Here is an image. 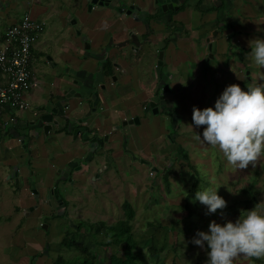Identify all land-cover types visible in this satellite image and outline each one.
<instances>
[{
	"label": "rangeland",
	"instance_id": "rangeland-1",
	"mask_svg": "<svg viewBox=\"0 0 264 264\" xmlns=\"http://www.w3.org/2000/svg\"><path fill=\"white\" fill-rule=\"evenodd\" d=\"M28 1L32 0H9L0 3V32L7 29L8 26L10 27L11 21L21 18L27 12L28 6L30 7L26 4ZM88 1L87 4L83 0H40L39 4L36 3V5L48 9V12L40 17V20L46 24L45 34L40 40L52 39L53 42L66 41L74 44L75 38L82 41V37L91 36V32L89 33L79 25H70V29H67L69 25L64 23L68 16H73L77 10L87 15L92 5V0ZM110 1L114 7L122 6V3H125L122 0ZM207 6L205 5V7ZM233 6L237 10L239 9L238 5ZM94 7V11L107 8L99 4ZM232 9L230 8V14L236 15V11H232ZM223 13L225 11L220 13L219 21L225 23ZM254 14L256 16H253L254 18L249 22L241 21L242 14L241 17L231 18L235 21V26L229 27L226 22L217 31L216 20L208 18L207 22H197L196 24L193 22L194 16H191V13L187 11L184 16H180V20L187 24L186 30L189 29L188 20L191 19L190 28L192 25H201L205 28L206 35L198 36L193 30L191 33H187L181 27L177 33L169 35V29L164 31L160 29L159 33L163 35L159 37L161 39L159 41H162V37L165 35L167 42L152 45L150 54H146L149 48L148 44H144L146 48L141 50V55L132 56V60L128 58L125 61L121 60L128 68L136 67L139 62L138 73L143 78L142 84L146 83L147 79L151 82V86H154L160 77L155 66L158 63L156 50H159L160 53L163 52L167 64L162 67L160 75L164 78L165 71H167L172 76V79H168L167 86L175 92L170 97L175 106L163 109L166 112L161 115L154 111L146 113L147 102L140 104L130 96L127 98L128 103L126 104L125 101L123 103L121 100L119 101L115 108L118 112L116 121L120 122L124 117L127 118H125L126 120L139 118L140 124L135 123V125L123 127L122 121L117 128L122 130L126 128V133L124 134L116 128L114 129L115 134L111 137L112 142L105 141L106 147L110 146L111 148L105 151L108 156L118 153L117 158L107 161L110 162L108 169L102 173V177H104L107 170L112 168V175L117 183L116 195L106 188L104 193L107 197L103 199L100 190L90 185L87 192L75 189L72 194L73 199H66L63 186L66 182L64 177L69 170H65L64 177L62 180L60 179V184L54 191L58 195V199L27 200L31 206L30 210L36 209L37 213L34 212V219L32 216L17 215L22 214V209H25L19 206L20 201L17 196L22 189L19 188L17 182L3 181V175H1V191L8 188L4 192L8 194V197L12 195V199H5L7 207L0 214L1 223L4 224L8 220H12L10 226L13 224L14 234L19 231L18 226L21 224L23 230L20 231L18 238L24 244L17 242V250L12 252L10 248L6 249V246H2L0 264H30L32 257H36L35 263L37 264H53L59 254L72 256L74 250H67L60 246L66 234L68 232L74 234L81 223L94 225L108 223L111 225L125 219L124 204L126 201L132 205L136 214L132 226L135 237L140 242L137 251L142 254L138 264H206V250L191 243L196 233L198 231L207 232L213 220L219 224H224L227 221L235 222L241 216L242 210H254L257 204L264 201V160L255 167L249 165L247 169L243 170L227 165L218 149L202 144L196 139V134L202 138L204 126L196 127L192 120L193 107H198L201 110L208 107L214 108L217 99L230 85L239 84L245 91L254 85H264V69L256 67L249 54L251 52L249 41L264 39V17L258 15V12ZM114 15L118 18L121 13L118 12ZM197 18L203 20V18ZM213 29L218 33L217 39L211 41L210 44L205 43L207 34ZM93 31L96 35L97 30ZM189 36L192 38L186 39ZM181 40H184L183 43L177 42ZM238 42L243 45L241 48L238 47ZM166 44L165 52L163 47ZM105 46L108 44L104 42ZM67 48L68 45H62L60 47L62 51L57 50V54L54 51L47 52L48 55L51 54L54 58L59 59H57L58 67L54 69L58 74L56 76L61 73L67 76V71L72 72V67L79 66L93 72V61L84 64V60L80 58L78 64H75L62 60ZM94 50L96 51V49ZM93 54L97 58L101 55L100 53ZM71 55L75 54L71 53ZM128 55H130L129 52ZM210 55H214V59L210 58ZM148 58H150L149 62ZM114 60L118 59L114 58ZM36 62H39L35 68L40 78L54 75L50 64L46 65V57L40 60L36 58ZM149 87L141 89L145 91ZM78 88L81 89V85ZM158 90L160 91L161 88L159 87ZM102 94L104 93L102 92ZM146 98L149 99V96ZM85 106H79L78 109H71V106L64 109L61 106L60 111L64 109L66 115L69 114L74 118L76 114L81 113ZM108 116L110 115L108 114ZM22 118V115H19V119ZM189 125L193 128L188 127ZM67 130L70 132V129ZM39 132L42 130L39 129ZM56 132L61 131L55 127L52 133ZM5 133L8 136H5ZM11 136L14 137L9 134V131L0 132V138L9 140ZM83 164H85L84 161ZM169 166L172 170L168 179L167 174L163 176V172ZM7 170L3 169L4 172ZM179 174L181 178H178ZM99 185L103 187L104 183L99 182ZM9 188H14L17 194ZM193 188L196 192L207 188L218 190V195L225 199L227 207L218 210L215 214H206V206L195 201L194 193L191 191ZM189 192L191 198H188ZM18 206L21 210L20 213L15 212ZM221 213H223V217ZM77 235L79 243L89 248L100 264H110L109 258L112 255L124 258L125 244L120 246L107 244L109 239L106 238L104 232L93 237L84 226L81 233ZM151 248L160 251V253L154 256ZM14 255H18V257L12 258ZM260 261L258 264H264V259H260ZM236 264L257 263L256 259H240Z\"/></svg>",
	"mask_w": 264,
	"mask_h": 264
},
{
	"label": "crops",
	"instance_id": "crops-1",
	"mask_svg": "<svg viewBox=\"0 0 264 264\" xmlns=\"http://www.w3.org/2000/svg\"><path fill=\"white\" fill-rule=\"evenodd\" d=\"M0 1H1L0 3L2 4L3 2L9 0H0ZM83 1L85 4L89 2L88 0H83ZM122 1L127 2L128 4L141 6L143 9H147V10H152L153 7H155L154 0H122ZM39 2L40 0L28 1L26 4L30 5V7L28 6V10L26 11L31 13L32 17L36 18L38 21H43L40 20V17L43 16L45 13H47L48 9L43 6L36 5V3L39 4ZM205 5H208L207 1L203 3V8H205ZM76 7H78L77 4ZM102 7H107V8H100L101 11L100 10L94 11L95 7H92L90 8L87 15L77 10V13L74 14L75 16L69 15L68 19H66V21L64 22L65 24L69 25L67 29H70V25L72 26L79 25L89 33L91 32V36H88L89 38L82 37V41L77 38L74 39L75 40L74 44H70L69 42L66 41L53 42L52 39H48V40L46 39L42 41L40 39L45 34L46 29L44 30V32L39 37L38 44L36 45V49L34 50L33 70H34V76H36L38 80V86L30 91V98L33 103L34 111L32 110L27 113L21 114L23 118L19 119L20 121L19 126L15 128L14 127L8 128L10 130L6 129L0 131V132L9 131V134L14 136V137L11 136L9 140L0 138V176L3 175V181L5 182H9L11 180L17 182L19 188L22 189V191H20L19 195L17 196L20 201L19 206H22L25 209H22L23 210L22 214H17V215H21L25 217L32 216L35 219L34 212L37 213L36 209L34 210L33 208L32 210H30L31 206H29L27 200L30 201L32 199H53L56 196H58L54 193L53 197H51L50 192L52 190L56 191L55 188L58 187V185L60 184V179L62 180V178L64 177L65 170H69V172H67L68 176L64 177V179H66V182L63 186L64 197L66 199H73L72 198V194H74L73 190L77 189L78 191L81 190L82 192L85 191L87 192V190L91 186H95L97 189L100 190V193L102 194L101 198L103 199H106L107 197L106 193H104V191H106V188L111 193L114 192V194L116 195L115 189L117 183H116V179L112 175V171H113L112 168L107 170L104 177H102V173L104 170L108 169L109 166L108 163L110 162L107 161H110L113 158H117L118 153L116 152L108 156L107 153H105V151L111 149L110 146L106 147L107 144L102 143L103 145H100L98 144V142H95L93 144L92 140L97 139L105 142L104 141L105 137H108L107 143L112 142L111 137L113 134H115L114 129H116L118 125L122 123V121H125L127 119L126 117H124L122 121L120 122L116 121L118 112L117 110H115V108L117 107L119 101L121 100V103L125 101L126 104L128 103L126 100L130 96L133 100H136V102L140 104H145L147 99H146V95L143 93L144 90L141 88L145 87L148 80L146 79V83L142 84L143 78L138 73L139 70L138 67L140 66L139 62L137 63L136 67L128 68V66L124 62L120 61L121 57L125 59L129 57L128 52L130 54V47L128 46V44H122L126 42L128 32L134 30L139 34H142L144 32L143 27L139 23H136L132 18L128 17L127 15H121L120 17H118L120 18L118 20L116 15H114L116 14L115 11L112 9V6L110 7V5L109 6L104 5ZM188 12L191 13V16H194L193 22L196 24L197 22L198 23L207 22L208 18L214 20L216 16V12L213 15H210L211 17L209 15H206L204 21H202L197 18L199 17L201 19L200 13L194 12L193 10L190 11V9L188 10ZM257 12H258L257 10L255 11V10L246 9V15L249 14L252 17L256 16L254 13ZM225 13L228 14V18H226L225 15V20L227 21V23L231 22V25L235 26L234 23L235 21H233L231 18H235L236 16H238V13H236V15H231L229 11L228 12L225 11ZM258 13L262 14L263 11ZM185 14L181 16H184ZM19 19L11 21L10 22L11 25L16 23ZM247 19L248 17H245L243 20L242 17L241 21L243 20L244 22H246ZM237 20L240 21L239 19ZM155 27L158 30L162 29V27H160V25L158 24H156ZM202 28L205 30L204 27ZM7 29L5 28L4 31L0 32V38L4 36V33ZM93 30H97L96 35L93 33L94 32ZM203 34H205V31H202L201 36ZM196 35H199V33ZM85 39L89 40L86 42V43L89 42L88 43L89 49H87L86 43L83 42V40ZM183 41L184 40L177 42L183 43ZM104 42L107 44L110 43L109 44L110 47L111 45H113L112 46L113 48L119 47L118 49L117 48L112 49V51H113V55L115 54L119 62H121V65L125 71L124 74L122 75L121 83L116 88L110 85L108 87V91L104 92V94L101 93V102H102L101 110L95 113V115L91 118V120L89 122H86L85 124H79L77 121L81 119V117L89 110L88 105H86L85 101H83L84 99L82 100L73 97L70 98L68 102H66L67 107L63 106L64 109L66 108L68 109L69 106H71V109H78L79 106H84V105L86 106L81 111V113L76 114L74 118L70 117L69 114L66 115L63 109L58 115L57 119L63 126H65V129L63 128V130H59L61 132H56L55 134L50 132L49 136L46 137L43 132V127H42L43 125L40 121L41 119H37L38 115L39 114L43 115L45 112H49V110L53 107L52 105L56 101H58V103L61 102L64 95L66 94L65 92L68 91L69 88L71 87L75 89L78 88L72 86L73 74L64 76L65 74L61 73L59 76H56L58 74L55 73L54 69L58 67L59 59L54 58L53 56L52 57L54 64L52 65L54 66L52 65L50 66L54 72V75L44 76L43 78H40L37 75L38 71L35 68V65H37L38 63L36 62V55L40 54V52L45 49H47L50 52L54 51V53L57 54V50L62 51L60 49L62 45H68V48L65 51V55L62 56L61 58L62 60L66 61L67 63L74 62L75 64H78L80 58L84 60V64L93 61L94 62L93 71H95V68L97 66V61L99 59L91 58L90 53L93 54V53L101 52L104 47ZM59 43L60 46L58 47ZM120 45H122L123 47H121ZM240 45L243 46L241 43ZM93 48L96 49V51ZM145 48L146 46L144 45L142 49L144 50ZM71 53L75 54L76 56L71 55ZM164 58H165V54H164ZM125 59L123 60L125 61ZM77 68L72 67V70ZM85 71L88 72V69L87 70L85 69ZM130 76L131 77L135 76L134 78L136 79L130 82L129 81ZM81 81L82 80H80V82ZM48 104H50L51 106L50 105L48 106ZM41 106H46V107L42 109ZM60 107L61 105H59V109H61ZM35 112H38V114H35ZM108 114L110 116H108ZM34 122L35 124L33 127ZM38 125L41 128H38ZM86 128L89 129L88 132ZM39 129L42 130V132H39ZM67 129H70V132H67L68 131ZM37 133L39 134L37 135ZM4 135L8 136L6 133ZM83 161L85 162V164H83ZM15 167H18L17 172L15 171ZM5 168L8 169L6 172L3 171V169ZM113 168H115L114 165ZM167 168L165 170L166 172L165 171L163 172V176L167 174V177L169 179L170 171L172 169L170 166ZM11 175H15V176L9 179V176ZM178 178H181L180 174L178 175ZM99 182L104 183V186L102 187L101 185H99ZM7 189H3V190L6 191ZM9 189H12V191H14L15 194H17L16 193L17 191L14 188H9ZM4 191H1L0 189V214L2 213V210L7 207L5 206V204L7 205L5 199H12V195L8 197L7 196L8 194H6V192ZM22 199H26V200H22ZM19 206L15 209L16 213L21 212ZM12 210L14 209L12 208ZM28 210H30V212H28ZM36 216L38 217V215ZM10 223H12V220H8L4 224H2L0 218V249L3 248L2 246L4 247L6 246V249L10 248L12 252L17 250L18 243L24 244V242L19 241L18 238L20 237L19 236L20 231L23 230L21 228L22 227L21 224L18 226L19 231L16 234H14L12 228L13 224L10 226ZM15 257H18V255L12 256V258Z\"/></svg>",
	"mask_w": 264,
	"mask_h": 264
},
{
	"label": "clouds",
	"instance_id": "clouds-1",
	"mask_svg": "<svg viewBox=\"0 0 264 264\" xmlns=\"http://www.w3.org/2000/svg\"><path fill=\"white\" fill-rule=\"evenodd\" d=\"M249 45L254 65L264 69V39L249 41ZM192 120L196 127L204 126L202 138L196 134V139L218 149L227 165L243 170L264 160V85L248 87L247 91L239 84L230 85L214 108L193 107ZM194 199L206 206V214L227 207L218 190L211 188L197 191ZM191 243L206 250V264L264 259V201L254 210H242L235 222L219 224L213 220L208 231H198Z\"/></svg>",
	"mask_w": 264,
	"mask_h": 264
},
{
	"label": "flooded vegetation",
	"instance_id": "flooded-vegetation-1",
	"mask_svg": "<svg viewBox=\"0 0 264 264\" xmlns=\"http://www.w3.org/2000/svg\"><path fill=\"white\" fill-rule=\"evenodd\" d=\"M106 1V0H105ZM113 1V0H112ZM207 1L208 6L203 8V3ZM109 5L112 6V9L115 11V13L117 14L118 12L122 11L121 15H127L128 17L132 18L136 23H139L142 27L144 32L142 34H139L138 32H135L134 30L129 31L128 35H127V40L126 42L122 43V44H128V46L130 47V55L128 57V59L132 60V56L135 57L137 55H141V50L145 45L148 44V48L149 51L146 54H150V47L153 45H159L161 43L167 42V38L166 37H162V41H159L161 39H159L160 36H162V33H159V30L155 27L156 24L160 25V27H162V30H166L169 29L170 34L169 35H173L175 33H177V31L181 30V28H183V30L187 31V33H191L192 30L196 31V34L199 33L198 36H201L202 31H204V29L201 27V25L199 26H191L190 28V24H191V19L188 20V28L186 30V26L187 24L183 23L182 20H180L181 15L185 14L189 9L190 11H194V12H198L200 13L201 18H203L202 21H204L205 16L206 15H213L216 12V16L214 18L215 23L217 24V26H215L216 30L218 31V28L220 26H224L225 23L227 21H225V23H222L220 20V16L222 13V11H229L230 12V8H233V10L236 11V13L240 12L243 16V20L244 17H248L247 21H252L253 17L252 16H246V9L247 10H257L258 12L264 11V0H172L170 4H166L165 0H159L158 3H156V0H154V5L155 7H153L152 10H147V9H143L141 6H137V5H133V4H128L127 2L123 3L126 6L124 8H122L120 5H117L114 7V5H112L111 1L108 0ZM174 3L176 4V6L178 7V10H170V5ZM218 3V4H216ZM239 3V4H238ZM233 5H238V10L236 9L235 6ZM131 6H135L134 10H130ZM222 7V8H221ZM130 12V14L128 13ZM238 14V17H241V14ZM135 14V16H133ZM228 18V14L225 13L223 14V17ZM260 16L262 15L264 17V13L263 14H259ZM211 17V16H210ZM227 25H229V27L231 26V22L226 23ZM191 29V30H190ZM200 29V30H197ZM216 30H212L210 31L206 38L205 41L207 43V39L211 38V36L213 35L212 33H214ZM218 34V33H217ZM134 35L137 37L140 46L137 48L138 50H136L135 47H133L132 45V40ZM218 37V36H217ZM169 38V37H168ZM192 38L191 36H189L186 39H190ZM200 38V37H198ZM217 39V38H216ZM157 40V41H154ZM215 40V39H213ZM211 40V41H213ZM89 41L88 39L83 40V42H87ZM233 43H235L234 41H232ZM110 44V43H109ZM108 44V46L103 47L102 51L99 52L101 55L99 58H97L94 54L90 53L91 58L93 59H99L97 61V66L95 68V71H88L86 72L84 68H77L74 69L71 73L67 72V75L69 74H73V80H72V86H75L78 88L79 85H81V89H75L73 87L69 88L68 91L71 90H75L74 93V97L78 94L81 93L82 94V98L84 99L83 101L86 102V105L88 104V111L82 116V118L85 117V115L88 112H91L93 109H97L96 113L99 112V110H101V106H102V102H101V93L103 91H101L100 89H102V86H105V90L108 89V87L114 86V88H116L120 83H121V79H122V75L125 72L121 62H119L118 60H114V58H117V56L114 54L113 55V51L112 49H118L119 47H115V48H111L110 45ZM113 46V45H112ZM107 47H109L108 49H106ZM123 47V46H121ZM120 47V48H121ZM166 47L167 44L163 47L166 52ZM161 51V49H160ZM240 51V50H239ZM48 50H42L40 52V54L36 55V58L38 60H40L41 58H47V64H54L53 61V57L52 55H48ZM157 52V62L159 61V55L160 52L159 50H156ZM97 53V54H99ZM208 53H209V49H208ZM118 59V58H117ZM125 58L120 59L123 60ZM150 58H148V62H149ZM111 62V66H107L108 62ZM39 64V62H38ZM167 64L165 62V58L163 59V66ZM158 65V63H157ZM157 65H155L157 67ZM54 66V65H52ZM107 66V67H106ZM162 66V67H163ZM161 67V69H162ZM157 70V69H156ZM162 71V70H161ZM160 71V73H158V76H160L158 78V82H156V84L154 86H151V82L147 81L146 86L148 88V86L152 87L149 89H146L145 91L148 92H144L143 93L146 95H149V99H147V103L145 108L146 109V113L152 112L154 111V108L158 109V112L161 113V115H164V113L166 112V110H163L165 108H173L175 106V103L172 102V100L170 99L171 95H173L175 92H173V89L169 86H167L168 84V79L171 78L172 76L170 75V73H168L167 71H165V76L163 78L162 72ZM168 74V75H167ZM135 77V76H134ZM133 76H130V82L132 80H134ZM80 80H82L80 82ZM103 80V81H102ZM250 80V79H248ZM102 81V82H100ZM162 83V84H161ZM145 86V87H146ZM161 88V92L158 90V88ZM96 95V99L95 101L92 100V96ZM52 100V99H51ZM69 99L66 98V95H64L63 99L61 102L58 103V101H56L52 106V108L49 110L48 113H51L53 111L54 108L59 109V105L67 107V104H63L65 102H68ZM52 102V101H51ZM175 102V101H174ZM50 104H48L49 106ZM152 105H154L153 107H151ZM51 106V105H50ZM60 111V109H59ZM163 111V113H162ZM60 114V112H59ZM95 115V114H94ZM91 115L88 118L89 122L91 120V118L94 116ZM65 121V119H64ZM37 124V123H36ZM83 127V126H81ZM65 129V126H64ZM80 129V128H79ZM63 130V129H62ZM87 132H88V128H86ZM119 130L122 131V133H126L125 132V128L122 130L121 128H119ZM95 138V137H94ZM108 141V140H107ZM103 144H105V142H103ZM101 144V145H103ZM56 190V189H55ZM54 191L52 190L50 192V196L53 197L54 195ZM58 196H56L53 199H58ZM50 203V202H49ZM50 205V204H48Z\"/></svg>",
	"mask_w": 264,
	"mask_h": 264
},
{
	"label": "built area",
	"instance_id": "built-area-1",
	"mask_svg": "<svg viewBox=\"0 0 264 264\" xmlns=\"http://www.w3.org/2000/svg\"><path fill=\"white\" fill-rule=\"evenodd\" d=\"M45 26L26 12L0 38V131L19 126V115L33 110L30 91L38 86L34 50Z\"/></svg>",
	"mask_w": 264,
	"mask_h": 264
},
{
	"label": "trees",
	"instance_id": "trees-1",
	"mask_svg": "<svg viewBox=\"0 0 264 264\" xmlns=\"http://www.w3.org/2000/svg\"><path fill=\"white\" fill-rule=\"evenodd\" d=\"M107 66H111L110 61L107 63ZM193 189L191 191L195 196L196 191L195 189ZM188 198H191L190 192ZM186 200L189 201V199ZM124 211L126 218L118 221L115 224L109 225L108 223H99L94 225L92 223H81L76 228V234L68 232L61 241L60 246L61 248H65L67 250H74V254L72 256L59 254L53 264H100L97 257L91 252V250L82 243H79L77 239V234L81 233L84 226L86 228V231L93 237H96L98 234L104 232L106 238L109 239L107 244L116 246L125 244L124 258L112 255L109 258L110 264H138V260L141 258L142 254L141 252L137 251L140 246V242L135 237L132 226V222L134 221L136 215L135 210L132 205L128 201H126L124 204ZM151 251L154 252V256L160 253V251H157L154 248H151ZM35 262L36 257H32L30 260V264H35ZM259 262H261L260 259H256V263L258 264Z\"/></svg>",
	"mask_w": 264,
	"mask_h": 264
},
{
	"label": "water",
	"instance_id": "water-1",
	"mask_svg": "<svg viewBox=\"0 0 264 264\" xmlns=\"http://www.w3.org/2000/svg\"><path fill=\"white\" fill-rule=\"evenodd\" d=\"M172 0H165V3L166 4H170ZM92 5L90 6V8L94 7V5H100V6H109V2L108 1H105V0H92ZM159 0H156V3H158ZM126 5L122 3V8H124ZM135 9V6H131L130 10H134ZM170 10H178V7L176 6V4L172 3L170 5ZM120 13H122V11H120ZM130 14V12H128ZM135 16V14L133 15ZM218 36L217 32H214L213 35L211 36V38L207 39V43L210 44L211 43V40L213 39H216ZM132 45L133 47L136 48V50H138L137 48L140 46V43L137 39V37L134 35L133 37V40H132ZM238 47H242L240 45V43H237ZM86 47L87 49H89V46H88V43H86ZM112 47V45H111ZM109 48V47H108ZM163 58H164V53L161 52L160 55H159V61H158V65H157V72L160 73L161 71V67L163 66ZM210 58L214 59V55H210ZM247 75L249 76V72L247 73ZM162 84V83H161ZM101 91L106 92L107 89L105 90V86L103 85L102 86V89H100ZM66 94V98L67 99H70L72 97H74V93H75V90H71V91H66L65 92ZM77 99H82V94L81 93H78L76 96H75ZM96 99V95H93L92 96V100L95 101ZM64 103L63 104H66L65 101H63ZM154 105H152L151 107H153ZM46 106H42L41 108L44 109ZM97 109H93L91 112L87 113L85 115L84 118L81 117V119H79L77 122L79 124H85L87 121H88V118L91 116V115H94L96 113ZM59 109L57 108H54L53 111L51 113H48V112H45L43 115L40 116V121L42 123V127H43V132L45 134L46 137L49 136L50 132L52 133V131L54 130V128H58L59 130H62L64 128V126L58 121L57 117L59 115ZM154 112L155 113H158V109L157 108H154ZM74 123V121H73ZM136 124H140V119L139 118H133V119H130V120H125L123 121V124L122 126L123 127H126V126H132V125H135ZM34 124L35 122L33 123V127H34ZM37 126V125H36ZM35 126V127H36ZM38 128H41L39 125H38ZM39 133H37L38 135ZM108 140V137H105L104 141H107ZM95 142H98V144H102L103 141L101 140H97V139H93L92 140V143L94 144ZM15 171L17 172L18 171V167H15ZM15 175H11L9 176V179L13 178ZM68 176V174H66V177ZM46 229H48V227H46Z\"/></svg>",
	"mask_w": 264,
	"mask_h": 264
}]
</instances>
